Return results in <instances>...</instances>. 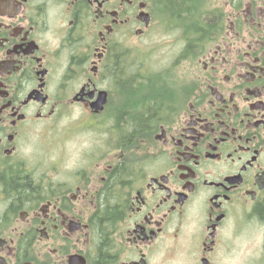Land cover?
I'll list each match as a JSON object with an SVG mask.
<instances>
[{"label": "flooded vegetation", "instance_id": "af4514ba", "mask_svg": "<svg viewBox=\"0 0 264 264\" xmlns=\"http://www.w3.org/2000/svg\"><path fill=\"white\" fill-rule=\"evenodd\" d=\"M0 264H264V0H0Z\"/></svg>", "mask_w": 264, "mask_h": 264}, {"label": "rangeland", "instance_id": "374dc122", "mask_svg": "<svg viewBox=\"0 0 264 264\" xmlns=\"http://www.w3.org/2000/svg\"><path fill=\"white\" fill-rule=\"evenodd\" d=\"M160 34L152 36L150 46H146L144 43H148V40H143L139 43H136L137 56L138 53H145L146 56L141 57L142 61L150 65V69L158 72L163 70L165 74L172 78V80H177L178 77H182V72L179 68H176L174 65L176 61L177 49L179 50V45L176 43L174 39V33H166L164 36H159ZM138 58V57H137ZM138 63V61L136 62ZM156 64V65H154ZM77 112L71 114V134H70V147L72 149V159L77 155V150H80L84 147H91L94 136L88 135L86 136L83 133H78L73 127L76 125ZM106 128H110V124L105 126ZM107 137V136H106ZM106 137L104 139V149L107 147L108 139L106 141ZM86 146H84V145ZM86 149V148H85ZM88 149V148H87Z\"/></svg>", "mask_w": 264, "mask_h": 264}, {"label": "trees", "instance_id": "16d2710c", "mask_svg": "<svg viewBox=\"0 0 264 264\" xmlns=\"http://www.w3.org/2000/svg\"><path fill=\"white\" fill-rule=\"evenodd\" d=\"M182 9L183 13H185L186 8L181 6H176L174 8V12L179 11ZM190 26V24H189ZM173 81H167L164 86L162 87H155V84L153 83L151 85V91L150 94L156 98V103L150 105L149 110L143 111V112H134L128 121L129 126L135 131L139 132L143 130L144 128H149L153 125L154 117L157 112H159V107L163 103H170L171 99H159V97H168L173 94ZM154 100V99H152ZM109 198L104 199V201H107ZM111 200V199H110ZM109 200V201H110ZM113 215L112 211H106V217H110Z\"/></svg>", "mask_w": 264, "mask_h": 264}, {"label": "water", "instance_id": "95a60500", "mask_svg": "<svg viewBox=\"0 0 264 264\" xmlns=\"http://www.w3.org/2000/svg\"><path fill=\"white\" fill-rule=\"evenodd\" d=\"M106 93L103 92L102 94H100L97 102L95 103V108L96 110H100L102 109V106L105 104L106 99H105Z\"/></svg>", "mask_w": 264, "mask_h": 264}]
</instances>
